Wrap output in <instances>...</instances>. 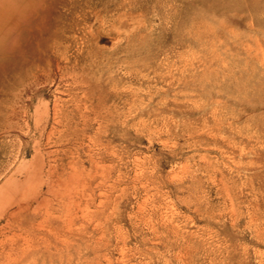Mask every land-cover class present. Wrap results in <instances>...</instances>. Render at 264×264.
Segmentation results:
<instances>
[{
	"label": "rangeland",
	"instance_id": "1",
	"mask_svg": "<svg viewBox=\"0 0 264 264\" xmlns=\"http://www.w3.org/2000/svg\"><path fill=\"white\" fill-rule=\"evenodd\" d=\"M0 264H264V0H0Z\"/></svg>",
	"mask_w": 264,
	"mask_h": 264
}]
</instances>
